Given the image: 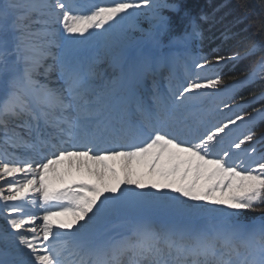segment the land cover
<instances>
[{
	"label": "snow or ice",
	"instance_id": "snow-or-ice-1",
	"mask_svg": "<svg viewBox=\"0 0 264 264\" xmlns=\"http://www.w3.org/2000/svg\"><path fill=\"white\" fill-rule=\"evenodd\" d=\"M145 7L151 9L149 28L141 30L136 21ZM88 8L84 11L72 0H55L54 5L49 0H0V82L4 85L0 96V135L5 145L11 142L34 151L49 147L53 150L51 158L44 156L36 161H11L0 154L3 176L24 173L16 183L7 182L9 194L0 195V199L20 201L34 188L43 203L67 199L74 205L72 221L61 222L56 229L49 217L57 213L45 210L41 241L36 227L20 231L25 225H33L35 216L25 218L21 207L6 203L4 207L10 214L4 219L16 231L0 230V264H264V218L247 224L239 215L241 210L264 206V157L254 162V168L244 166L242 161L232 162L229 148L240 149L246 142L254 141L251 128L242 138L229 141V148L224 147L232 131L230 125L264 119V107L253 109L247 116L235 112L234 118L227 117L226 122L206 128L193 140L181 138L183 129L169 130L177 119L179 105L170 111L157 101L155 110L139 106V118L126 109L115 119L105 116L102 97L93 86L95 68L74 56L71 45L103 35L113 66L121 72L132 70L140 59L136 49L141 40L131 36L130 30L141 31L142 37L159 47L161 37L169 30V18L163 13L179 11V5L169 0H94ZM241 8L239 22L251 14L246 5ZM57 24L69 35L63 36ZM198 35L194 26L175 39L187 41ZM59 40H64L66 46L64 54L57 58L51 50L62 47ZM260 47L253 43L243 55H217L215 64L245 59ZM49 56L58 63V88L36 79L41 68L45 73L52 70V65L45 67ZM200 60L203 62H197V68L212 67L206 57ZM257 80L264 81V57L242 79H235L224 88L234 91ZM222 84L216 73L206 83L188 82L172 96L182 104L190 98L185 93L216 89ZM241 99L245 104L264 100V89ZM221 103L231 111L228 103ZM11 125L27 129L32 142ZM42 125L54 130L55 135L44 136ZM66 141H71V150L65 147ZM117 157L126 165L133 160L146 161L148 174L157 179L150 185L132 179L133 173L125 167L122 181L111 186L103 183L105 171L115 175L105 161ZM72 158L85 167L87 162L97 165L89 171L102 186L84 184L79 186L80 191L68 188L49 192L45 173L66 159L71 165ZM189 173L191 180L187 179ZM201 177L205 183L198 184ZM122 184L135 187L122 188ZM148 187L170 189L177 195L161 192L157 196L145 192ZM84 190L91 195H83ZM205 202L215 207H208ZM146 203L166 209L176 218L160 223L137 220L123 231L110 229L121 213Z\"/></svg>",
	"mask_w": 264,
	"mask_h": 264
},
{
	"label": "rangeland",
	"instance_id": "rangeland-1",
	"mask_svg": "<svg viewBox=\"0 0 264 264\" xmlns=\"http://www.w3.org/2000/svg\"><path fill=\"white\" fill-rule=\"evenodd\" d=\"M169 2L175 3V0H169ZM49 3L54 4L53 0H49ZM142 11H143L144 14L143 15H138L136 22L138 24V27L141 30H147L149 28V21H150V15L149 14L151 13V9H147L145 7L144 9H142ZM176 12L177 11L165 10L163 14L165 16L169 17L170 14L174 15V14H176ZM192 25L190 24V26L188 27L187 31H185V28H183L182 31H180V33L178 35H175V34H172L170 32H167L166 34H164L161 37V43H160L159 47H157L154 44H152L151 42H149L146 37H142L141 31L130 30V35L133 36L136 39L141 40V43L139 44V46L142 43L143 44L146 43L149 46L151 45L150 46L151 50L150 49L149 50L153 54L156 55V58L159 55H162V58H164L165 56H168V55L170 56V58H172V55H173V57L175 59V65H176V62L178 61V64H177V66H175V69H176L177 74H178L177 78L181 82L180 85L183 83V79L180 78V76H179L180 73H182V74H184L186 76L188 75V77H189V76H191L192 71H195V74L197 76L194 80H197V81H199L201 83H206L207 78H215V74L216 73L219 74V68L218 67L221 64L217 66L215 64V62H213L212 63V67L206 66L203 70L200 69V68H197L196 67L197 62L202 63L203 61L200 60V58L204 57V56L203 55H197V54H195L193 52H190V51L193 50V49L195 50L197 48V47H195V43L197 41L198 36L193 38V39H191V40H187V41H185L183 39H180V40H176L175 39L177 37H183L184 33H186V32H190L192 30V27H193ZM57 29H59V28H57ZM90 31H92V30H90ZM79 39L83 40V38H79ZM58 42H62V41L59 40ZM104 44H106V42L104 40V36L100 35V34H96L92 38H90L89 40H86V41H83V42H79L78 41L77 43L72 44L71 45L72 54L85 52L89 56V55L93 54L92 50H94L97 53L95 55L100 56V59L102 60L103 65L101 67H104V65H105L106 66L105 68L108 67L109 70H110V68L112 69V66L109 65V63H110L109 55L104 57V54L102 53V47L104 46ZM61 46L62 47L59 48L58 50H60L61 54L63 55L64 54V48L66 46V42L63 45H61ZM89 47L92 50L89 49ZM171 53H172V55H171ZM170 60H172V59H170ZM46 65H47V63L45 62V66ZM93 66H95V65H93ZM99 66H100V64H99ZM194 68H195V70H194ZM111 71H115L114 67H113V69ZM117 78H118V75L116 73V79ZM242 78H240V79H242ZM259 81L260 80H257L256 82H259ZM262 82H264V81H262ZM222 86L220 87V85H219L218 88H216V89L201 88V89L193 90L192 93H190L194 97L193 98V102H192V104L189 105L191 99L188 98L187 99L188 102H187L186 105H189L190 107H193L195 105H201V104L204 103L202 101L203 98H208L209 101L217 100L220 105H219V108L217 110L216 109L212 110V112H213L212 116L214 114L215 115L219 114V112H220V114H223L222 116L225 117V118H227V117L234 118V113L235 112H239L241 115L247 116V112L249 114L251 110L259 109L257 107H253L254 106L253 104L256 103V102H254V103L252 102L250 104H245L243 102L238 104L237 102H234V94H235L237 89L234 90L233 94H231L229 96L222 95V94L219 95L221 92H223L225 90L224 86L223 87ZM201 94L203 96L202 98H201V96H199ZM221 101L228 103L230 108H231V111L229 109L224 108L223 107V103H221ZM197 102H199V103H197ZM209 105H210L209 109H211L212 107L216 106V103L214 101V103H209ZM237 105H240L241 107L237 108ZM250 106H252V107H250ZM249 107H250V111H249ZM194 110L195 111H201V110H203V108L201 106H197ZM191 113H192V110L189 109V113L186 115V117H189L191 115ZM209 113L210 112H208V114ZM251 113H253V111ZM212 116L209 117L208 119L209 120H213ZM259 120H260V118L258 120H256V121H253L252 123H250L245 128L242 127L243 129L240 128V125L242 123L240 121H237V125L234 127V129H232L231 135H233V134H234V136L238 135L237 137H239V138H242L243 134L246 133L249 128H251V130L255 134L254 141L246 142L244 145H241L240 149H235L237 151V153L241 154V156L239 158H236L237 160L234 161L233 163L239 164L242 161L244 163V166H246V167L247 166H251V167L254 168L255 167V163L254 162L258 161L261 157H264V132H258L257 131L258 127L256 129H254V127L256 125V122H258ZM206 125H208V123ZM206 125H203L202 127H206ZM200 126H198V127H200ZM237 137H236L235 141L237 140ZM253 148L255 149V152L252 151ZM233 150H234V148H231V149L229 148V151L231 153H233L232 152ZM248 160L249 161L252 160L253 162L251 164L250 163L247 164L246 162ZM124 164H126V163H124ZM127 164L130 165L131 163L129 162ZM137 174L140 175V177H143V179L148 176L147 177L148 179L145 178L144 182L146 181L145 183L149 184V185L151 184V182L153 180L157 179V177L155 175H151L150 176L148 174L147 169L144 168V167L142 169H140ZM187 179L188 180L192 179V174L191 173L189 174ZM197 183L198 184L205 183L204 177H201L197 181ZM148 190L146 192H153L157 196H159L161 192H168L169 195H172V196L177 195L176 193H172L170 189H163L162 188V189H160L158 191L157 189H151L150 187H148ZM180 199H186V198L181 197ZM189 203H191V202L189 201ZM206 206L215 207V206H212V205H207V203H206ZM220 207H222V206H220ZM130 211H131L130 213L133 216H138L137 217L138 219L146 218V219L151 220V221H153L154 219L161 220V221H166V220L169 221V220H173V219L176 218L174 213H172V212H170V211H168L166 209H163V208L155 207V206H153L151 204H145L144 208L135 207V208H133V210L130 209ZM241 213L243 214V210H241L240 213H239L240 219L242 220ZM121 216H126V215H121ZM3 220H4V218L0 217V221H3ZM161 221H158V222L160 223ZM254 222H259V221L258 220H253V221H251L250 223H247V224H251V223H254Z\"/></svg>",
	"mask_w": 264,
	"mask_h": 264
},
{
	"label": "bare ground",
	"instance_id": "bare-ground-1",
	"mask_svg": "<svg viewBox=\"0 0 264 264\" xmlns=\"http://www.w3.org/2000/svg\"><path fill=\"white\" fill-rule=\"evenodd\" d=\"M105 40V39H104ZM106 44H104V46L102 47V53L104 54V57H106L107 55H109L108 53V49L105 46ZM151 46V45H150ZM150 46L146 43H142L140 46L138 45L136 51L139 53L140 59L139 62L135 65V74L133 75V79L131 81V84L136 82V80H138L140 82V78H146L145 80L148 81L150 78V73L147 71L149 69L150 66H154V65H161L162 61L158 60L156 58V56H154L152 54V52L150 51L151 48ZM153 47V46H152ZM59 48H53L51 50L52 55L56 56L57 58L61 57V52L58 50ZM150 49V50H149ZM158 53V52H157ZM110 58V55H109ZM48 59H51V56L48 57ZM163 59H166V64L167 61L170 62V56H165ZM97 60V62L100 64V66H98L97 68H95V72H96V76L94 78L93 81V86L94 88H98V86H100V84H103L105 87L104 89H106L105 91H107V93H113L115 91V87L113 86V82L116 80V73L117 71H120L118 68L114 67L112 62H111V58H110V65L114 67L115 71H111L107 68L101 67L103 65L102 60L100 59V56L95 55L93 57L90 58L91 62H95ZM173 60V59H172ZM50 65H52V70L56 68V64L55 63H51ZM140 66H144L143 68H141ZM58 67V65H57ZM52 70L45 73L43 70V76L38 75L36 77L37 80L40 81V83H47L49 87L52 88H56L57 86H59V82L56 83V81L54 79L59 78V75H55L54 77L52 76ZM130 71V70H129ZM163 70H160V74L162 73ZM124 72H128V70L124 71ZM40 73H42V71L40 70ZM195 74V71H192L191 75L188 78V81H194V79L197 77ZM156 79H160V78H156ZM174 79V78H172ZM145 81V82H146ZM174 82V81H173ZM172 82V87L174 85V83ZM109 83V84H108ZM108 84V85H107ZM148 86V85H147ZM3 89H4V85L2 84V82H0V96L3 95ZM162 89V88H161ZM167 92H169L170 89L166 88ZM182 91V89H181ZM233 93V91H227L224 90L223 92H221L219 95H231ZM106 94V93H104ZM186 97H190V93H185ZM107 99V96L104 97L103 103H105V100ZM156 98H154V100H156ZM188 100L185 99L184 102L182 104H180L179 101H177V103L179 104V110L176 112L177 113V118L180 116H186L189 113V108L186 109V107H183V105L185 106L187 104ZM101 107L105 109V104H101ZM223 114H216V120L218 121H226V118L222 116ZM259 118H257L256 120H258ZM200 120V119H199ZM199 120L197 117L194 118V120H192L191 118L189 119L188 124H190L192 127H196L198 129L199 134H202L206 127H198L199 126ZM255 120V121H256ZM250 123L252 122H247L245 121L243 124L240 125V128H245L246 126H248ZM214 124L208 123V127H212ZM235 126H230L231 129H234ZM242 128V129H243ZM236 137L234 135H229V137H227L225 139V143H224V147L225 148H229V141H235ZM5 146L4 144V139L0 138V147ZM233 153H231L232 155V160H235L236 158H239L241 156V154L237 153V151L234 149L232 151ZM116 161V160H115ZM114 160H110L109 161H105V163L110 167L113 168L115 170V175H113L110 172L105 171L104 172V178H103V183L111 186L112 184H114L117 180H123L124 179V175H125V167H127L128 169L131 170V172L133 173V175L131 176L132 179H140L144 182V179L147 178L145 177L143 179V177H140V175H138V171L140 169H142L145 165V161H137V162H133L130 165L127 166H120V164H118L117 162H115ZM253 161L252 160H248L246 163L247 164H251ZM88 163V167H85L83 164L79 163L77 161L76 158H72V163L71 165L69 164V161H66L65 163H62L60 165H58V167L54 170L55 167L52 166V169H50L49 171H51L50 175H49V179L46 180L45 182V187L47 189H49L48 191H52V192H60V188H64L67 187L66 189H68L69 187H72L73 190H77L79 189L80 185H84L87 184L89 187L95 185L96 187H101L102 186V182L97 179V177L91 172L89 171V168L92 169H96L98 166L92 164L91 162H87ZM118 164V165H117ZM244 164V163H243ZM125 165V164H123ZM113 166V167H112ZM145 168V167H144ZM24 173H16L14 174V176H3L2 173H0V195H8L9 191H8V183L7 182H12V183H16L18 179L23 178ZM30 178V176L28 177ZM148 179V178H147ZM146 182V181H145ZM144 182V183H145ZM148 182V181H147ZM35 187V186H34ZM122 188L124 187H135L134 185L132 186H125V185H121ZM63 190V189H62ZM61 190V191H62ZM148 190V188H145L144 191L146 192ZM136 191H140L139 189H136ZM149 191V190H148ZM37 193L34 191V188L32 191H29L27 193V197L29 198L31 195H36ZM87 194H90V192H88ZM107 194V193H106ZM91 195V194H90ZM8 205H18V201H3L2 199H0V213H3L4 216H8L10 214V210L8 208H5L4 205L5 204ZM147 204V203H146ZM145 204L139 205V206H133L130 207L129 209H127L126 211H124L123 213H121L119 215V217L115 218L113 220L112 223L119 221V220H129L130 223L134 222L135 220H137L138 216H133L130 212V209L133 210V208L138 207V208H144ZM121 215H126V216H121ZM55 216H60L55 218L53 221H50L49 223H51L52 227L54 229L57 228V225L61 222L67 223L72 221V219L74 218L73 215H55ZM41 220H35V223L33 225H25L24 228H22L20 231H24L27 232V229L29 227H36L37 231L40 232V240L42 241V231L40 229V225H41ZM75 227V226H74ZM7 228L11 229L10 226L7 225L6 221L3 222L2 224H0V230H3ZM126 227H117L115 230L116 231H123ZM16 230H9V232H13ZM62 231H71V230H62ZM31 235V234H29ZM51 239V238H50Z\"/></svg>",
	"mask_w": 264,
	"mask_h": 264
},
{
	"label": "trees",
	"instance_id": "trees-1",
	"mask_svg": "<svg viewBox=\"0 0 264 264\" xmlns=\"http://www.w3.org/2000/svg\"><path fill=\"white\" fill-rule=\"evenodd\" d=\"M179 11L171 15V22L180 29L181 24L195 20L200 32L199 45L207 59L214 62V57L230 56L234 53L243 55L253 43L262 45L254 55L245 59L224 63L220 67V78L224 84H232L251 70L258 60L264 57V0H175ZM241 5H246L250 15L243 22L238 18L242 13ZM203 17V18H202ZM264 89V82L245 85L239 91L238 100L248 98L251 93ZM253 107H264V100H257ZM252 107V106H250ZM258 132H264V119L258 124ZM242 221L264 218V206L255 210H243Z\"/></svg>",
	"mask_w": 264,
	"mask_h": 264
}]
</instances>
